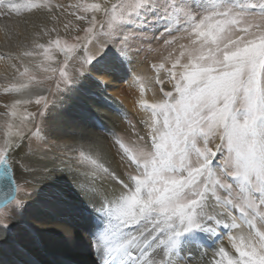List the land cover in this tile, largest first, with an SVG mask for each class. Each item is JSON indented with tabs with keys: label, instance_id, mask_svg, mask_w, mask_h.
<instances>
[{
	"label": "snow or ice",
	"instance_id": "obj_1",
	"mask_svg": "<svg viewBox=\"0 0 264 264\" xmlns=\"http://www.w3.org/2000/svg\"><path fill=\"white\" fill-rule=\"evenodd\" d=\"M0 67V264H264V0H0Z\"/></svg>",
	"mask_w": 264,
	"mask_h": 264
},
{
	"label": "bare ground",
	"instance_id": "obj_2",
	"mask_svg": "<svg viewBox=\"0 0 264 264\" xmlns=\"http://www.w3.org/2000/svg\"><path fill=\"white\" fill-rule=\"evenodd\" d=\"M2 71H4V69H3V67H0V72H2ZM120 86H122V85L120 84V85H118L116 87V90L112 93V95L115 96V97H117L120 101H122L123 104L127 107V109L133 110V112L135 113V109L133 108L132 102H128V101H130V99L129 100H126L122 96L119 95L120 89H121ZM134 97H135V95H134ZM113 119H115L116 121L118 120V118H116L115 116H113ZM46 243L48 245L49 254L48 255H41L40 258L42 260H48V259L54 258V254L56 252H58V251H61V250L67 251V249H64V246L58 240H56V241H47ZM71 252L74 255V257L76 259H78V260L87 261L89 259V257L87 256L86 253H83L82 251H80V250H78L76 248L75 244L71 248Z\"/></svg>",
	"mask_w": 264,
	"mask_h": 264
},
{
	"label": "rangeland",
	"instance_id": "obj_3",
	"mask_svg": "<svg viewBox=\"0 0 264 264\" xmlns=\"http://www.w3.org/2000/svg\"><path fill=\"white\" fill-rule=\"evenodd\" d=\"M122 86H120V93H119V95L120 96H122L124 99H126V100H129L130 99V101H128V102H132V104H133V102H134V99H135V97H134V92H133V90H131L130 88H129V86H128V84L127 83H123V84H121ZM132 98V99H131ZM132 100V101H131ZM129 110V109H128ZM130 112H132V113H134L133 112V110H129ZM117 118V117H116ZM117 123H120V121H119V119L116 121Z\"/></svg>",
	"mask_w": 264,
	"mask_h": 264
}]
</instances>
